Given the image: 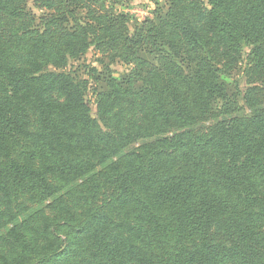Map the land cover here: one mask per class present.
<instances>
[{"label": "trees", "instance_id": "1", "mask_svg": "<svg viewBox=\"0 0 264 264\" xmlns=\"http://www.w3.org/2000/svg\"><path fill=\"white\" fill-rule=\"evenodd\" d=\"M27 1L0 0V264H264V0H169L134 37L103 4L79 25L96 0L45 3L52 29ZM89 40L133 66L95 116L46 70Z\"/></svg>", "mask_w": 264, "mask_h": 264}, {"label": "rangeland", "instance_id": "2", "mask_svg": "<svg viewBox=\"0 0 264 264\" xmlns=\"http://www.w3.org/2000/svg\"><path fill=\"white\" fill-rule=\"evenodd\" d=\"M50 0H28L26 3V13L35 18L37 28H50L54 10H47L46 4ZM97 3V4H96ZM105 6V10L111 14L123 15L126 19V27L129 31V36L134 37L142 26V23L147 20L155 21L159 17H164L169 9V0H96V2H87L86 8L76 11V19L79 25L85 26L86 23H91L90 16L99 15L100 5ZM96 5V8L94 6ZM87 7L89 9H87ZM91 9V11H90ZM50 26V27H49ZM67 29H73L74 24H66ZM6 30L3 31L5 37ZM2 36V35H1ZM107 50L96 45L89 40V46L84 55L79 59H69L65 68L56 71L53 67H47L50 72L68 73L79 81L88 82V101L91 107V114L95 116L96 96L98 93L104 92L107 88V81L110 79L122 80L128 76L132 70V65L123 64L120 61L111 60ZM141 58L153 62V58L146 54H141ZM242 72L236 71L230 79H226L230 85V91L236 84L243 88L244 79ZM145 142H140L142 145ZM49 202L46 205H48Z\"/></svg>", "mask_w": 264, "mask_h": 264}]
</instances>
